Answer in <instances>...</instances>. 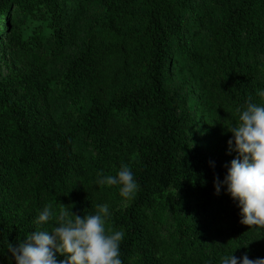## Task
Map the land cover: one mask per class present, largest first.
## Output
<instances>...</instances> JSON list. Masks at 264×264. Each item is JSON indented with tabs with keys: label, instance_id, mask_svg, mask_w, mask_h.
Instances as JSON below:
<instances>
[{
	"label": "trees",
	"instance_id": "obj_1",
	"mask_svg": "<svg viewBox=\"0 0 264 264\" xmlns=\"http://www.w3.org/2000/svg\"><path fill=\"white\" fill-rule=\"evenodd\" d=\"M257 89L264 0H0V264H15L8 243L56 224L35 223L50 202L81 217L107 203L123 264L264 258V228L214 189ZM71 102L83 108L60 126L53 107ZM122 164L131 199L96 183Z\"/></svg>",
	"mask_w": 264,
	"mask_h": 264
},
{
	"label": "clouds",
	"instance_id": "obj_2",
	"mask_svg": "<svg viewBox=\"0 0 264 264\" xmlns=\"http://www.w3.org/2000/svg\"><path fill=\"white\" fill-rule=\"evenodd\" d=\"M256 96L259 102L249 98L235 110L238 123L228 130L232 136L227 143L237 158L227 166L222 181L214 179V189L216 195L225 189L239 209L241 224L264 228V89H257ZM96 183L117 186L124 199H131L138 190L133 171L124 164L114 176L98 175ZM110 215L107 203L81 217L64 209L57 213L50 202L35 223L40 226L55 219L51 230H35L16 246L8 243V252L15 264H123L120 244L125 234L106 226ZM57 254L65 258L58 261ZM219 264H264V258L236 257L232 252L222 255Z\"/></svg>",
	"mask_w": 264,
	"mask_h": 264
},
{
	"label": "rangeland",
	"instance_id": "obj_3",
	"mask_svg": "<svg viewBox=\"0 0 264 264\" xmlns=\"http://www.w3.org/2000/svg\"><path fill=\"white\" fill-rule=\"evenodd\" d=\"M81 43H82V39L81 37H78L77 39L73 41L72 46L70 48H67L64 51V58L62 60V65H65L71 62L74 55L79 51ZM82 106H83L82 103L78 102L77 104V103L71 102L70 108L66 110V108L63 109L61 105L57 104L53 107V112H52L53 118L59 123L60 126L64 125L65 123L68 122L67 117L69 113L73 115L74 117H77L80 108H83Z\"/></svg>",
	"mask_w": 264,
	"mask_h": 264
}]
</instances>
